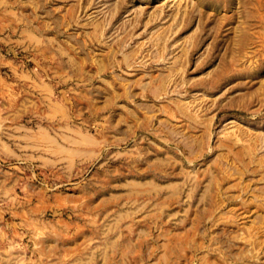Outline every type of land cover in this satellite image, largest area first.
Wrapping results in <instances>:
<instances>
[{"label":"rangeland","instance_id":"rangeland-1","mask_svg":"<svg viewBox=\"0 0 264 264\" xmlns=\"http://www.w3.org/2000/svg\"><path fill=\"white\" fill-rule=\"evenodd\" d=\"M0 264H264V0H0Z\"/></svg>","mask_w":264,"mask_h":264},{"label":"bare ground","instance_id":"bare-ground-1","mask_svg":"<svg viewBox=\"0 0 264 264\" xmlns=\"http://www.w3.org/2000/svg\"><path fill=\"white\" fill-rule=\"evenodd\" d=\"M129 38V37H128ZM190 44V43H189ZM124 57V56H123ZM233 171V170H232ZM208 190V189H207ZM254 247V246H253Z\"/></svg>","mask_w":264,"mask_h":264}]
</instances>
